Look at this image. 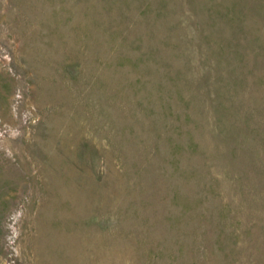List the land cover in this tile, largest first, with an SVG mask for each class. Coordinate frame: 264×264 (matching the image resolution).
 I'll return each instance as SVG.
<instances>
[{"label": "rangeland", "instance_id": "374dc122", "mask_svg": "<svg viewBox=\"0 0 264 264\" xmlns=\"http://www.w3.org/2000/svg\"><path fill=\"white\" fill-rule=\"evenodd\" d=\"M0 264H264V0H0Z\"/></svg>", "mask_w": 264, "mask_h": 264}]
</instances>
